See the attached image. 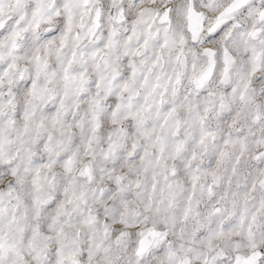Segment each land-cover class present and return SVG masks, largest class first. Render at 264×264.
<instances>
[{
    "label": "snow or ice",
    "instance_id": "snow-or-ice-1",
    "mask_svg": "<svg viewBox=\"0 0 264 264\" xmlns=\"http://www.w3.org/2000/svg\"><path fill=\"white\" fill-rule=\"evenodd\" d=\"M0 264H264V0H0Z\"/></svg>",
    "mask_w": 264,
    "mask_h": 264
}]
</instances>
